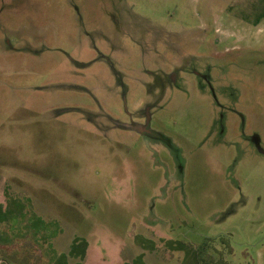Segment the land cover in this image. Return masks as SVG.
<instances>
[{"label":"rangeland","instance_id":"rangeland-1","mask_svg":"<svg viewBox=\"0 0 264 264\" xmlns=\"http://www.w3.org/2000/svg\"><path fill=\"white\" fill-rule=\"evenodd\" d=\"M264 264V0H0V264Z\"/></svg>","mask_w":264,"mask_h":264},{"label":"trees","instance_id":"trees-1","mask_svg":"<svg viewBox=\"0 0 264 264\" xmlns=\"http://www.w3.org/2000/svg\"><path fill=\"white\" fill-rule=\"evenodd\" d=\"M139 264H144L142 261H140V263Z\"/></svg>","mask_w":264,"mask_h":264}]
</instances>
